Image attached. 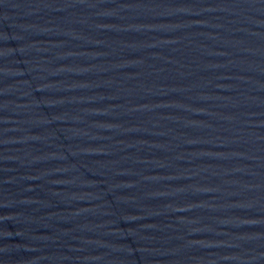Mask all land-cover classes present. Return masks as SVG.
<instances>
[{"label":"water","instance_id":"1","mask_svg":"<svg viewBox=\"0 0 264 264\" xmlns=\"http://www.w3.org/2000/svg\"><path fill=\"white\" fill-rule=\"evenodd\" d=\"M0 264H264V0H0Z\"/></svg>","mask_w":264,"mask_h":264}]
</instances>
